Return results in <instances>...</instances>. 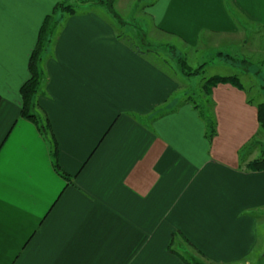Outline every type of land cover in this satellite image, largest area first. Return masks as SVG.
Returning <instances> with one entry per match:
<instances>
[{"label":"crops","instance_id":"obj_1","mask_svg":"<svg viewBox=\"0 0 264 264\" xmlns=\"http://www.w3.org/2000/svg\"><path fill=\"white\" fill-rule=\"evenodd\" d=\"M55 3L0 0V264L262 257L264 169H246L240 153L258 133L256 102L243 85L213 86L209 138L198 104L178 102L180 74L170 62L128 43L97 4L61 18L43 60L38 112L69 180L55 171L49 142L20 116L19 92ZM143 9L152 31L174 39L188 62L190 53L214 51L225 65L219 54L241 52L244 26L264 36V0H146ZM211 35L230 43L207 49Z\"/></svg>","mask_w":264,"mask_h":264},{"label":"rangeland","instance_id":"obj_2","mask_svg":"<svg viewBox=\"0 0 264 264\" xmlns=\"http://www.w3.org/2000/svg\"><path fill=\"white\" fill-rule=\"evenodd\" d=\"M59 1H65L68 4H71L75 10H82L87 8L78 0H56V3ZM107 1V0H106ZM114 9L119 15V19L115 21V27L119 30L122 38L125 39L128 43L132 45L139 46L141 50H154L151 55H154L156 59L170 62V66L173 67L174 71L180 74L178 77L180 80V91L178 92L179 96L178 102L185 99H190L196 104H198L199 112L207 125L210 124V121L213 122V116L208 110L211 106V103L207 101V95L205 94L203 88L205 80L212 76L222 75L224 72H234L235 75L239 78V81L242 83L243 87L247 91L249 99L257 103H264V36L262 32L253 27L244 26L243 35L241 37V52L236 53V55L222 54L219 56L225 57L221 58L224 62L218 63L219 60L215 59L216 54L213 51L190 53L188 59L190 62L186 61L185 54L178 50L176 46V41L168 36H164L151 29L150 18L143 12V5L146 0H113ZM118 3V6H117ZM98 11L106 12L107 9L104 5L99 6ZM51 12V11H50ZM204 39L205 48H209L210 44L216 46H222L223 43H230L226 39H222L221 36H210L207 41V37ZM203 43V42H201ZM239 44V42H238ZM236 43V46L238 45ZM170 46H174L170 48ZM214 46H211L209 49H212ZM223 47V46H222ZM164 49H167L165 51ZM201 49H204L203 47ZM204 55V61H210L209 63H196L195 58ZM183 58L188 66L192 69L201 67L200 72L197 75L185 76L181 73L177 59ZM233 63V67H228V63ZM218 64V65H217ZM168 66V65H167ZM169 66V68H170ZM185 92V96L181 93ZM198 94H203L205 97V103L201 102ZM200 95V96H201ZM185 97L181 99V97ZM243 149V148H242ZM240 150V153L242 152ZM245 159L251 160V158L264 157V132L259 131L253 141L250 143L248 152H245ZM247 160V161H249ZM263 253V252H262ZM194 264V262H191ZM250 264H264V255L262 257H254Z\"/></svg>","mask_w":264,"mask_h":264},{"label":"trees","instance_id":"obj_3","mask_svg":"<svg viewBox=\"0 0 264 264\" xmlns=\"http://www.w3.org/2000/svg\"><path fill=\"white\" fill-rule=\"evenodd\" d=\"M86 6L87 3L104 5L107 9V12L116 20L120 17L114 9L113 0H78ZM75 8L66 3L65 1H59L54 4L51 9V12L44 16L37 33V38L35 45L28 58V72L29 76L25 82L20 86L19 92L22 99V106L20 110V116L31 121L39 132L43 135L51 146V154L53 157V167L57 173L62 175L65 179L69 180V176L61 171L56 156V142L52 134L50 125L39 112H38V103L37 97L42 93L41 89L44 81V71H43V60L52 46L56 31L60 25L61 18L65 15H70L75 13ZM181 73L185 76L197 75L202 66L192 69L187 65L183 58L177 59ZM218 83H230L238 88H241L242 84L239 81V78L236 75L230 76H212L205 80L204 83V92L208 96L207 101L211 103L210 93L211 88ZM264 89V85H263ZM251 99H248L250 102ZM257 120H258V132H264V103H257ZM208 128V137L211 138L215 134V121H210V124L207 125ZM253 137L247 144L243 146L241 152V161L244 162V167L251 171H260L264 169V157L253 158L249 161H245V152L247 154L250 143L253 141ZM192 264V263H191Z\"/></svg>","mask_w":264,"mask_h":264},{"label":"water","instance_id":"obj_4","mask_svg":"<svg viewBox=\"0 0 264 264\" xmlns=\"http://www.w3.org/2000/svg\"><path fill=\"white\" fill-rule=\"evenodd\" d=\"M262 255H264V250H263V253H262Z\"/></svg>","mask_w":264,"mask_h":264}]
</instances>
